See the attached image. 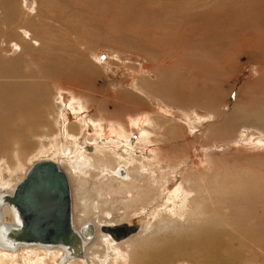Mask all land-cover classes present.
<instances>
[{
  "label": "rangeland",
  "instance_id": "rangeland-1",
  "mask_svg": "<svg viewBox=\"0 0 264 264\" xmlns=\"http://www.w3.org/2000/svg\"><path fill=\"white\" fill-rule=\"evenodd\" d=\"M6 6L14 15L12 22L5 17ZM14 26L19 28L20 36L27 33L28 37L40 39L33 42V50L42 56L46 66L38 68L28 64V68L18 70L34 74L42 68L36 74L42 78V94L35 106L42 108L47 104L42 114L46 123L52 117L57 118V112L50 105H61L62 101L67 111L69 106L76 107L71 112L72 122L77 116L87 123L85 136H93L97 129L105 135L100 138H107L105 142H108L109 132H116L117 136H113L116 139L108 147L143 156L148 161L145 165H151L155 176L167 178L160 192L155 193L156 203H166L176 215L183 205V197L179 194L170 197V194L175 189L188 194L190 181L184 176L194 173L195 187L208 189V192H196L195 196L203 197L199 198L203 205L210 201L214 209H219L210 215L216 213L220 230L236 238L232 241L231 254L224 255L228 262L231 260L229 264H264V0H6L0 2V49L8 53L16 50L15 57L21 58L25 52L17 46L20 42L12 31ZM7 37L15 40L8 41ZM39 44L41 49H37ZM14 77L21 76L17 73ZM74 89H79L90 112L74 99L71 92ZM93 113L97 117L100 114L103 120L104 117L121 121L127 118V124L128 118L144 116L145 122L137 128L132 119L130 134L108 121L99 122ZM157 115L168 117L164 118L163 126L158 122L149 123V118ZM47 128L52 129L49 134L52 139L61 135L54 134L55 128ZM65 129L63 136L67 134ZM156 131L167 136L159 149L154 145L153 149L158 151L155 155L149 145L144 151L136 149L138 141L147 140L146 136L151 133L154 138ZM7 132L10 137L0 132V177L8 176V170L15 165L22 167L11 178L6 177L7 182L13 181L16 185L34 162L54 159L41 129L35 138L25 135L26 139L25 136L18 138V129L7 128ZM123 138L126 143L121 142ZM12 139L19 142L18 151L11 146ZM40 140L46 141L43 144ZM86 146L92 147L93 143L87 142ZM44 148L48 149L45 154ZM18 157L23 163H16ZM154 157L160 160V165L151 164ZM61 163L69 169L66 163ZM172 169L174 175L161 174ZM68 174L76 218L80 217L84 205L80 200L83 191L79 190L82 183L76 174ZM95 174L92 172L91 176ZM149 175L145 173L142 179L153 178ZM91 176L84 190L92 210L86 222H94L98 227L99 221L116 225L137 220L143 225L141 232L118 244L122 245L118 250L122 255L115 257L114 264H128L134 255L133 264H140L139 260L145 262L142 257L146 258L151 251L149 245L153 241L148 237L165 229L161 223L163 218L152 211V202L145 206L137 201L126 213L124 203L129 194H108ZM132 176L138 185L135 183L130 195L136 198L137 193L143 195L148 190V181L140 182L136 173ZM158 218L161 219L158 221ZM6 219L9 223L10 215ZM173 219L180 220L176 216ZM235 229L244 231L241 241L237 239L240 235L233 232ZM256 231L262 237L253 238ZM101 239L98 231L91 251L100 246ZM144 240L150 244L136 254L134 244H145ZM23 252L12 254L22 260ZM178 258L173 264H201L188 256ZM47 259L42 260L52 264V259ZM3 263L12 264L9 259Z\"/></svg>",
  "mask_w": 264,
  "mask_h": 264
},
{
  "label": "bare ground",
  "instance_id": "bare-ground-1",
  "mask_svg": "<svg viewBox=\"0 0 264 264\" xmlns=\"http://www.w3.org/2000/svg\"><path fill=\"white\" fill-rule=\"evenodd\" d=\"M0 2L4 3V2H6V0H0ZM5 12H6L5 17H6L7 21L12 22L14 15L12 14L10 9L8 10L7 6L5 9ZM44 17H46L45 14H44ZM12 24H14V23H12ZM12 31L14 32V35L17 34V38L19 39L20 45H17V46H19V48H22L21 51L23 50V52H25V53H23V57H21L22 58L21 59L20 57L19 58L15 57L16 55H15L14 51H16V50H14L13 52L11 50L8 53V51H5L6 49H4V48H3L4 50L0 49V132L3 131V133H6L7 136L10 137L11 135L7 132V128H9L12 131H16L18 129V132H20V134H18L19 135L18 138L22 139V137L25 135L29 136L30 138H35L37 132H40V129H41L43 138H45L46 140L48 139L49 144L51 145L52 155L54 158L53 161H56L58 164H60L63 167V169L65 170L69 179H70V176L68 173H70V174L73 173V174H76L78 176L80 183H82L80 185L79 190L83 191V196H82V198L80 197V200L83 202L84 205H83V210H82L80 217L76 216V218H75L76 228L79 229L80 227L85 225L84 222H86L92 216V210H91V206H90L89 195H86L84 193V190L90 181L91 173L95 172L96 174L94 176H91L92 179H95L96 182H98L101 187H104L108 194H118V193L123 194V195L129 194L128 200H126V202L124 203L126 213H129L132 210V208H133L132 204L136 203L137 201L142 202L145 206H146V204H151V202H152L151 205L154 208V210L152 209V211L156 212V215H158L157 217L163 218L161 223L165 224V229L163 228L164 230L162 229L161 230L162 232L161 231L158 232L159 234H156V235L152 234L154 236L151 235L148 237L150 239L151 238L153 239V241H151L152 242L151 244L148 242L146 244V240H144L145 244L142 243L143 245L141 244V242H139V243L136 242L134 244L133 251L136 250V254H137V252H142L141 251L142 248H146V246H148L150 244L149 249H151V251L148 252V255L146 254V252L144 253L145 255H147L146 258L141 256L143 259H146V260H145V262H144V260H139L140 264H173L174 261L177 260L178 257H180V255H182L183 258H184V256L191 257L194 259V261H199L201 264H229V262L231 263V260H229V262H228V260H227L228 257H226V256L231 254V252L233 250L231 247L232 241H235L234 239H236V238H233L234 236L232 237L229 233H227L225 235L220 230V223L218 221L217 216L215 215L216 213H212L210 215L211 212H216L219 209H216V207L214 209L213 206L211 205L210 201H209L208 205H203L199 200V198L202 199L203 197L200 196L199 198H197L195 196L196 192H199V193H202L203 191L208 192V189L206 187H204V189H202L200 187H195L196 184H195V174L194 173L190 172L191 174L188 173L185 176L183 175L186 179H188L190 181L189 188H188L189 189L188 194L186 193V191H185V194H183L182 192L180 193L179 190H177V189H175V192H173V193L171 192V194L169 193L170 197H175V196L177 197L178 194H179V196L183 197V201H184L182 203L183 205L180 207V209L177 210L178 212L176 215L175 213H173V211H170V209L167 208L166 203H164V205L163 204L160 205V204L156 203L155 193L158 191L160 192L161 188H163V187H161L163 180L167 181L168 179L164 178V177L158 178V176H155L156 172L153 171V169L151 168V165L146 166L148 164V161L145 160V158L143 156H138V155L134 156L132 153L127 154L126 153L127 150L123 153H120L119 151L113 150L111 147H108V144L110 146L111 144H113V140L116 139V137H113L115 135L117 136L116 132H113V131L109 132L108 137L111 139L108 142H105L107 138L106 139L100 138L101 136H103V134H101L102 131L100 132L97 129H95V132L93 135L94 137L92 135H88V136L86 135L85 136V133L87 130H84V129H86V127H88L87 123L82 120L80 113L77 115L81 118H78L76 116L75 122H72L74 115L71 114V112L72 111L75 112L76 107L69 106L68 107L69 110L67 111L66 108H64L65 105H63L62 101H61V105H58V103H56V104L53 103L54 105H50L51 110H55L57 112V118L55 120L52 117V120L49 119L50 121H48L46 123V118L45 119L42 118V114L44 112H46V109L48 107L47 104L46 105L44 104L43 107H42V105H40L42 108H38L35 106V103L40 101L39 96L42 94V89L40 88V86H41L40 83L42 81V78L38 77L36 74L39 71H41L42 68L36 69L34 74H30L29 71H27V72L25 71L26 73H28V74H26L25 72H20L18 70L19 68H22V67L28 68V64H33L35 67L38 66V68H40V65L41 66L44 65V67L46 66V62L43 60L42 56L37 55L35 53V51L33 50V48H34L33 42H40L39 41L40 39L39 38L36 39L33 36L28 37L29 35H27V33H24L23 35L20 36V34L18 32L19 28L17 26H14ZM7 39H8V41L15 40L14 37H7ZM5 46L7 47V45H5ZM8 47L10 48V46H8ZM37 49H41V44H39ZM18 51H19V49H18ZM11 53H13V54H11ZM50 62H52V61H50ZM42 71H44V70H42ZM17 73H19V76H21V77H19L18 79L14 77L15 79H13L12 78L13 75H15ZM44 73H45V71H44ZM44 78H47V77H44ZM44 78H43V80H45ZM49 79H51V77ZM55 80H56V78H55ZM49 81H51V80H49ZM63 87H65V86H63ZM72 87H74V86H72ZM143 88L147 89L144 86H143ZM78 91H79V89H74V91H71L74 99L79 100L83 104L85 109L88 112H90L88 103L85 101V98L78 93ZM81 109L79 108L80 112H81ZM51 110H50V112H51ZM65 112H67L68 114L63 115ZM162 113H164V111ZM130 115H132V114H130ZM93 117L94 118L96 117L97 118L96 120H98L99 122H107L108 121L111 124L117 125L118 128H121V129L124 128L126 130L125 132L130 133V134L132 132V129H133L132 126L134 123V122L131 123L132 119H135V121H136L135 124H137V128H139V126H141L139 124H142L145 122L144 116L140 117V118L137 116H133L134 118H128L129 124H127V122H126L127 118H125L126 120L124 119V121H121L119 119L113 120V119H108V118L104 117L105 120H103V118L101 117L100 114L97 117V113H93ZM164 118H168V117H166L165 115H157L156 117H150L149 118L150 122L149 121L148 122L150 124L152 122H156V123L158 122L159 126H163L164 125V123H163ZM10 122L14 123V126L12 125V127H11ZM24 122H25V124H24ZM150 124H146V125H150ZM34 126H36V129L32 128ZM65 126H66L67 130L65 129ZM47 127L55 128V129H53V130H55L54 134H56L57 132H60L61 135H57V139H55V140L52 139L53 137H51V136L49 137V134L51 133L52 129H48ZM64 129L67 132L66 136H63L64 135ZM121 129H120L121 132L124 131ZM151 130L155 131L152 128H151ZM88 131H89V129H88ZM113 133H114V135H113ZM143 133H145V132H143ZM153 134H154V138H152V133H151V135H150L151 137L146 136L147 140L145 139V141H144V139H141L142 136H140L141 138L140 137L139 138L141 140H140V142L138 141L137 146H135L136 149L139 148L140 150H143V149L147 150L148 145H149L150 147H152L151 149L155 155L156 152H158V151L155 152L153 147L156 146L159 149L160 142H162V139L164 137H166L167 134H163L161 136V134H159L157 131L154 132ZM14 135L15 134H13V136ZM0 136H2V135H0ZM72 138L74 139V142L70 141ZM14 139H12L13 142L11 140H8V141L12 142L11 146L13 147V149L15 148L14 150L18 151V149L21 146L19 145V142H16V140H14ZM25 139H26V136H25ZM123 139L124 140H121V142L126 143L125 138H123ZM46 140H44V141L40 140V143H43ZM87 142L93 143V146L92 147L86 146ZM127 143H128V141H127ZM45 145H47V143ZM41 147H44V145H42ZM151 149H149V150H151ZM46 150H48V149L44 148L43 154H45L47 152ZM43 159H45V158H42L40 160H43ZM50 160H52V159H50ZM37 161H39V160H37ZM19 162L23 163L22 160L18 157V159L16 160V163H19ZM61 162L66 163L69 166V169H66L62 165L63 163H61ZM150 162L152 165L154 164L155 166L160 165V160L157 159L156 157H154L152 160H150ZM179 164H182V163H179ZM15 166H14V168L9 167L10 169L8 170L9 171L7 174L8 176H6V174H5V176L0 177V191L1 192L3 191V192H7V193H12L15 186L20 183L19 182L18 184L13 185V181L7 182V180H6L7 179L6 177L11 178L13 173L17 172L19 169L20 170L22 169V167L18 168L17 165H15ZM2 167H1V169H2ZM5 168H6V165H5ZM120 169L125 170L127 177L126 176L122 177L120 175ZM5 171H7V170L5 169ZM5 171H3V173H5ZM135 173L137 176H139L141 178L140 182H141V180H143L146 183L147 179L146 180H145V178L142 179L143 175H145V173H149L150 174L149 176H151L153 178H149L147 180L148 181V190H146L143 195H139V193H137L136 198H133L130 195L131 194L130 192L135 188V183L137 184V180H135L134 177L132 176V174L134 175ZM161 174L165 177H167L166 175H168V176L174 175L173 169L168 170L167 173H165L163 170V172H161ZM183 176L181 175V177H183ZM183 180L185 181V179H183ZM203 181L204 180H202L201 182L203 183ZM186 182H188V181H186ZM115 186H116V188H115ZM141 188H143V187H141ZM178 189H179V187H178ZM8 190H10L11 192ZM140 191H141V189H140ZM132 195H134V194H132ZM162 198H160L161 201H162ZM173 200H174V198H173ZM165 201H167V200H165ZM153 202H154V205H153ZM161 203H163V202H161ZM171 204H173V203H171ZM187 211H189L188 216H186ZM2 212L4 213V217H3L4 222L8 223V220L6 218H9V215L11 218L9 206L8 205L3 206ZM74 212H76L75 209H74ZM173 216H176V218L179 217L180 220L173 219ZM160 219L158 218V221ZM11 222H12V218L10 219L9 223H11ZM86 223H88V222H86ZM98 223H99L98 227L101 224L114 225L111 223H102L100 221ZM185 224H188V226H186ZM171 225H173V227H171ZM142 228H143V225H142ZM233 232L240 235V237L237 238L238 240L243 238L242 233H244V231H241L240 229H235ZM262 235L260 234V232L256 231L253 235V238L254 237H262ZM101 238H102L101 239L102 241L99 244L100 246H97L96 249H94L93 251L90 250L89 246L87 247L86 253H85V260H80V259H74L73 260L72 259V260L67 261V263H65V264H82V263L83 264L84 263H86V264H101V262H103L104 264H114L115 257L122 255L121 252H118V250L121 248L120 246H122V245H118V244L114 245L113 242H111L110 238L107 237L106 235L101 234ZM144 239H147V238H144ZM120 244H122V243H120ZM113 245L115 246L114 247L115 250L111 247ZM157 246H158V248H157ZM131 249H132V247H131ZM149 249H148V251H149ZM20 251H24L25 254H23L24 256H23V258H21L22 260H20V259L17 260V256H14L12 254V253H16V252L7 251V250H4L2 247H0V264L3 261L5 262V260H8V259L11 260L12 264H45V262L42 259H47V258L52 259V264H61L60 258L63 255V252L60 249H56L54 251H43V250H40L37 248H32V249H24L23 248L17 252H20ZM9 253H11V254H9ZM87 254H90V255H87ZM224 255H226V256H224ZM134 256H132V259H134ZM13 257H15V258H13ZM126 257H128V255ZM231 258H229V259H231ZM132 259H131V262L128 264L134 263V260H132Z\"/></svg>",
  "mask_w": 264,
  "mask_h": 264
},
{
  "label": "water",
  "instance_id": "water-1",
  "mask_svg": "<svg viewBox=\"0 0 264 264\" xmlns=\"http://www.w3.org/2000/svg\"><path fill=\"white\" fill-rule=\"evenodd\" d=\"M120 175L127 177L124 169H120ZM71 187L68 175L56 161L43 159L33 163L12 193L0 191V247L12 252L23 248L60 249V263L65 264L72 259L85 260L86 249L98 231L114 244L141 232L142 225L137 220L99 227L88 222L77 229ZM6 205L11 223L4 222L2 208Z\"/></svg>",
  "mask_w": 264,
  "mask_h": 264
}]
</instances>
